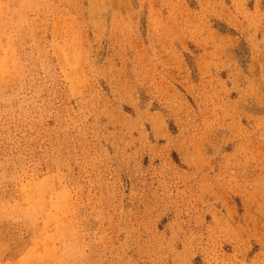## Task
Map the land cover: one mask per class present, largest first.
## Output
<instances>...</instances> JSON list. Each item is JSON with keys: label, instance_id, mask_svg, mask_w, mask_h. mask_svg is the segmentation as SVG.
Returning <instances> with one entry per match:
<instances>
[{"label": "rangeland", "instance_id": "rangeland-1", "mask_svg": "<svg viewBox=\"0 0 264 264\" xmlns=\"http://www.w3.org/2000/svg\"><path fill=\"white\" fill-rule=\"evenodd\" d=\"M0 264H264V0H0Z\"/></svg>", "mask_w": 264, "mask_h": 264}]
</instances>
